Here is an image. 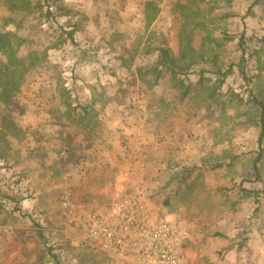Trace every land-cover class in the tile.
<instances>
[{
    "label": "rangeland",
    "instance_id": "374dc122",
    "mask_svg": "<svg viewBox=\"0 0 264 264\" xmlns=\"http://www.w3.org/2000/svg\"><path fill=\"white\" fill-rule=\"evenodd\" d=\"M145 1L0 0V31L37 58L1 115L13 124L0 135V264H146L94 232L99 217L121 224L117 205L180 221L192 264H226L219 242L233 228L234 239L253 229L264 241V119L252 104L264 98V0H152L160 14L148 27ZM194 12L211 35L231 37L216 50L231 76L216 90L207 72L187 95L192 72L142 81L136 67L152 60L142 49L178 53L183 14ZM60 130L71 157L57 153Z\"/></svg>",
    "mask_w": 264,
    "mask_h": 264
},
{
    "label": "trees",
    "instance_id": "16d2710c",
    "mask_svg": "<svg viewBox=\"0 0 264 264\" xmlns=\"http://www.w3.org/2000/svg\"><path fill=\"white\" fill-rule=\"evenodd\" d=\"M231 1V0H228ZM26 6H19L18 9H24ZM184 8V6H181ZM28 7H26V10ZM143 18L146 21V27L151 26L155 20H157L160 9L155 1H145L141 7ZM46 19L52 18V12L47 10L45 14ZM203 32L205 36L203 35ZM68 40L72 44L77 46L74 34L72 31L65 32ZM242 40H243V35ZM179 51L174 53L170 47L164 45H158L155 47H144L142 53L146 57L152 58L147 65H139L136 67L138 77L142 81H147L149 76H154V84L158 83L165 74H169L172 80L176 81L178 76L195 73L199 76V79L195 84L189 83L187 89L183 94L187 95L192 91L195 86H201L205 81V73H211L216 77L218 84L215 89H219L228 77L231 76L233 67L229 66L226 69L218 67V54L216 50H219L224 46V43L231 39L226 35L223 40L210 34L209 29L206 27L205 22L199 20L194 12L192 18L183 14L182 24L179 26L177 32ZM222 39V38H221ZM66 41H62L61 45ZM24 40L18 36L16 32L0 31V54L5 57L4 61H0V135H5L8 129L12 126V122H6L5 118L1 116L8 111L9 104L15 99L17 93H19L21 86L26 82V76L28 72L35 66L36 57H27L24 54ZM60 45V44H59ZM132 58L137 54V50L132 49ZM212 64L214 69L209 70L206 64ZM122 65H129L126 61H123ZM217 66V67H216ZM149 83V82H148ZM212 95V93H211ZM252 104L260 112L261 120L264 119V98L261 96L253 99ZM88 108H84V114H88ZM2 117V119H1ZM81 118H75L74 122L79 123ZM58 123L60 117H58ZM64 124V123H63ZM13 129L16 130V126L13 125ZM9 132V131H8ZM264 129L261 128V137H263ZM59 140L60 147L57 149V153L64 155L71 154V148L66 143L63 132L60 130L55 135ZM36 152V151H34ZM70 156V155H69ZM71 157V156H70ZM263 156L259 151L253 160L254 170L258 173L257 164L261 162ZM222 163H217L216 167H220ZM183 171H176L172 173L170 182L173 184L175 180L183 176ZM186 178V177H185ZM264 235V234H263Z\"/></svg>",
    "mask_w": 264,
    "mask_h": 264
},
{
    "label": "built area",
    "instance_id": "2783aa9c",
    "mask_svg": "<svg viewBox=\"0 0 264 264\" xmlns=\"http://www.w3.org/2000/svg\"><path fill=\"white\" fill-rule=\"evenodd\" d=\"M117 205L110 217L120 225L107 223L99 217L96 232L105 247L132 248L146 264H191L183 253L184 231L180 221L164 219L156 222L147 210L130 205ZM126 222H123V221Z\"/></svg>",
    "mask_w": 264,
    "mask_h": 264
},
{
    "label": "crops",
    "instance_id": "0c3cea01",
    "mask_svg": "<svg viewBox=\"0 0 264 264\" xmlns=\"http://www.w3.org/2000/svg\"><path fill=\"white\" fill-rule=\"evenodd\" d=\"M251 230L249 240L240 241L238 237L234 239L235 228H233L227 232V239L219 242V247L224 249L226 264H264V241L257 239L259 235L254 234L253 229ZM183 253L184 255L186 253L184 248ZM185 257L187 258L186 255ZM189 260L192 264V259Z\"/></svg>",
    "mask_w": 264,
    "mask_h": 264
}]
</instances>
